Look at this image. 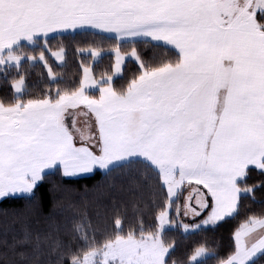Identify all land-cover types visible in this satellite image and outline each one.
Masks as SVG:
<instances>
[{
	"label": "snow or ice",
	"instance_id": "1",
	"mask_svg": "<svg viewBox=\"0 0 264 264\" xmlns=\"http://www.w3.org/2000/svg\"><path fill=\"white\" fill-rule=\"evenodd\" d=\"M79 33L114 41L75 48L96 63L114 57L110 72L97 78L81 61L77 81L54 70L67 64L69 50L50 42ZM141 42L172 55L145 59ZM129 62L137 71L117 84ZM37 66L47 81L33 95L27 70ZM0 73L12 74L10 96L0 98V198L32 200L57 171L99 169L108 177L126 166L142 169L153 192L138 215L114 204L111 213L97 211L98 227L77 224L67 241L58 227L17 210L0 224V264L264 258V199L256 196L264 189V0H0ZM77 115L89 118L87 135ZM253 171L260 178L248 183ZM246 199L257 207L246 206L227 248L202 238L174 257L178 241L169 232L189 238L219 227L240 216Z\"/></svg>",
	"mask_w": 264,
	"mask_h": 264
},
{
	"label": "trees",
	"instance_id": "2",
	"mask_svg": "<svg viewBox=\"0 0 264 264\" xmlns=\"http://www.w3.org/2000/svg\"><path fill=\"white\" fill-rule=\"evenodd\" d=\"M61 42L69 50L68 62L63 67H56L54 64L53 68L55 71L63 73L66 80L78 81L82 75L81 61L93 66V75L97 78L103 73L111 71L110 66L114 62V57L104 56L99 60V63H96L90 55L76 54L75 48L87 47L91 44L94 47L107 49L112 46L113 40L95 36L92 33H79L75 37L57 36L50 42V46L55 50ZM137 48L145 59H152L164 54L172 55L167 49L156 48L152 44L143 42L137 44ZM49 59L51 62L53 58L49 57ZM135 71H137V65L134 62H129L124 67V79L117 80L116 83H125ZM14 72L15 70H13ZM27 73L30 91L33 95H38L46 85V69L37 66L29 68ZM41 73H44L43 77H41ZM11 79L12 74L8 79H5L0 73V98L10 96L12 92ZM259 178L258 173L253 171L248 183H254ZM113 184L115 187H112ZM256 196L258 199H264V189H258ZM152 197V187L150 183L145 182L143 170L138 166H126L116 170L108 177L98 170L90 176L66 178L57 171L39 183L36 196L32 200L23 197L2 199L0 201V224L3 223L5 217L11 219L17 210H25L32 223L35 224L39 221L41 226L51 224L58 227L61 238L67 241L77 235L75 232L77 224L85 230L98 227L101 221V217L97 216L98 210L102 213H111L115 204L116 209L132 218L138 215L141 210H145V205H150ZM182 201L183 195L181 196ZM246 206L257 207L252 204L251 200L246 199L242 201L240 216L221 223L219 227H208L206 231L198 233L194 237L184 238L179 233L169 232V238L178 241L174 257L182 258L185 247L192 241L202 238H206L213 247L219 243L223 248H227L232 231L239 226L247 214ZM209 264H214V261H210ZM257 264H264V258Z\"/></svg>",
	"mask_w": 264,
	"mask_h": 264
},
{
	"label": "rangeland",
	"instance_id": "3",
	"mask_svg": "<svg viewBox=\"0 0 264 264\" xmlns=\"http://www.w3.org/2000/svg\"><path fill=\"white\" fill-rule=\"evenodd\" d=\"M95 62V61H94ZM98 94V93H97ZM76 119H77V127L80 129L81 132H83L84 135H87L88 132H89V118L86 117V116H83V115H77L76 116ZM99 169L97 170H94L92 173H83V174H78L76 176H64L66 178H80V177H85V176H90L92 175L95 171H98ZM100 171V170H99ZM191 191V189H186L184 192H183V198L188 196L189 192ZM4 199V198H0V201ZM183 202V201H182ZM181 202V203H182ZM187 222H190V221H187Z\"/></svg>",
	"mask_w": 264,
	"mask_h": 264
}]
</instances>
